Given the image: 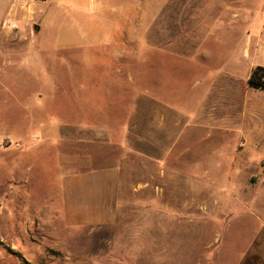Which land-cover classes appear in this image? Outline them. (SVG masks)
I'll return each instance as SVG.
<instances>
[{
	"label": "rangeland",
	"instance_id": "1",
	"mask_svg": "<svg viewBox=\"0 0 264 264\" xmlns=\"http://www.w3.org/2000/svg\"><path fill=\"white\" fill-rule=\"evenodd\" d=\"M126 1L111 0L114 6ZM128 1L135 2L140 23L144 2L165 7L161 18L157 7L151 9L147 50L136 41L127 58L104 55L113 47H101L100 37L113 30L97 22L91 30L83 6L75 12L64 5L69 18L63 25L37 36L49 34L55 45L64 30L81 37L87 28L90 40L77 52L9 56L29 51L30 32L19 30L18 38L11 25L4 31L0 212L6 205L3 229L16 228L18 216L24 218L19 224L29 226L2 230L0 251L15 256L20 247L28 264H264V92L250 95L248 85L252 70L264 66V0ZM78 53L85 59H74ZM225 60L239 96L232 97L234 111L226 103L210 112L211 101L223 102L213 86L222 80L218 71ZM110 66L127 71L117 74ZM246 99L263 107H248L243 115ZM68 118L86 120L80 124L88 128L87 144L80 147L93 164L110 158L122 163L113 223L67 231L59 197L66 151L60 134L51 133L44 143V128L49 120ZM94 128L106 136L92 135ZM122 129L129 137L117 136ZM144 131L150 144L143 142ZM7 139L12 146L4 151ZM103 140L123 142L124 148ZM73 147L68 149H78ZM34 214L36 222L27 223ZM42 222L56 233L45 231Z\"/></svg>",
	"mask_w": 264,
	"mask_h": 264
},
{
	"label": "crops",
	"instance_id": "2",
	"mask_svg": "<svg viewBox=\"0 0 264 264\" xmlns=\"http://www.w3.org/2000/svg\"><path fill=\"white\" fill-rule=\"evenodd\" d=\"M64 5H69V10H74L75 12L83 6L87 18L91 21L88 26L91 30L95 27L94 23L96 22L105 27L112 28L113 33L102 35L100 37L101 41H99L101 47H113L109 53L105 52L104 54L105 56H108L109 54L111 60L129 57L131 55L130 50L133 49L135 42L139 40L142 41L143 47L146 49L145 39L147 36V29L149 28L147 26H150L152 23L151 9L157 7L159 17L161 18L162 9L165 7V3H162L161 1L157 4L150 1L144 2L142 7L143 17L142 22L140 23L135 20V2L128 0L123 5L119 6H114L111 0H37L33 2H26V0H0V39L7 41L5 37L7 34H5L4 31L7 26L10 25L13 28H16L14 35L18 36V38L19 35L17 31L24 30L26 32L29 30L30 32V40L27 44L29 51L26 54H21L14 50V52L9 53L11 54L9 56L21 58L27 54H35L36 50H39L44 54L52 55H58V53L63 51L72 53L77 52L76 50L79 49L82 43L88 42L91 36L87 28L85 32L82 33L81 37L64 30V32L57 37L56 41L58 42H56L55 45L52 44L53 39H51V35L49 34H45L40 40L37 39V36L40 35L44 29L50 28L54 24L61 26L66 19L69 18V15L67 16L65 14ZM174 6L171 7V11L176 15V4ZM36 27H38V31H35ZM160 32V34L163 32L161 31V28ZM16 41L17 40L15 39V42ZM163 51L164 50L160 47V52L163 53ZM3 55L4 53L0 51V57ZM224 55H227V53ZM73 58H77L76 60L78 61L85 59L80 53L73 56ZM224 62L226 66L218 71V74H220L218 76L222 78V80L215 83L213 86V92L217 90V94H219L218 97H221L223 102L221 104H216L214 101H211L213 104L210 102V112L218 111L220 110L219 108L225 109L227 107L226 103L230 104V107L228 108L229 111H234L231 103L232 97L236 98L239 96L237 88L232 85L233 83L236 84V81L234 80L236 77L232 74L233 72L230 69L231 64L228 60H225ZM110 68L117 74L122 73L120 72V69L127 71V67L124 68L123 66H110ZM263 92L264 90L254 89L249 86L250 95ZM116 101V99L113 101L108 100L106 103L111 106L115 104ZM248 107L261 109L263 104L257 102L251 103L246 99L242 111L243 115L246 113ZM209 119L211 125L216 121L214 118ZM227 121L230 124L232 123V119ZM80 122H86V120L78 121L70 118H68V120L60 119L59 121L49 120L46 129L44 128V143L50 142V139L52 138L50 135L51 133H57L58 136H62L61 141L63 143L64 151H66V156H64L65 158L62 163V167L65 170V176L62 178L63 184L59 197L63 202L61 214L67 227V231H80L115 222L119 215L118 206L120 200V186L124 184V173L122 172L123 166L119 160H116L115 163L113 158H110V163H108L109 160H107V162L105 161L101 164L95 165L86 155L84 149L80 147L81 145L87 144V140L84 136L87 135L86 131L88 130L86 127L82 128ZM243 122L245 123V119H243ZM93 131L95 134L92 135L98 137L106 136V132H104L106 130H103L102 128H94ZM113 131L114 130H112V132ZM121 131L122 132L119 130V132L116 133L118 137H129V130L122 129ZM143 142H146L147 144L151 143L150 133H147L146 131L143 132ZM6 143L7 145L4 148H1L4 151L12 146V142L8 139L6 140ZM100 143L112 147H119L122 143L121 147L124 148V143L120 141L114 142L113 140H103L100 141ZM48 146L50 145H47L44 151L46 153L49 152ZM70 146L77 147L78 149H73V151H71L68 149ZM175 146L176 144L171 145L168 150L174 152ZM19 148L21 150L20 152L25 150L23 145ZM4 184L7 183L4 182ZM8 197L10 198L11 196L6 195V201ZM5 213L6 205L5 209L0 212V232H2V230H5L6 232H17L18 227L24 228V226H29V224H19L24 218L18 216V226H16V228L3 229L2 217ZM36 217H38L36 214L30 215V217L25 220L27 223H31L33 220L36 222ZM42 225L45 227V231L50 232L52 235L56 233L55 229L52 227L48 228L46 223L44 224L42 222ZM16 248L17 252L15 256L7 255L0 251V264H28V257L26 255L21 256L23 250L20 247Z\"/></svg>",
	"mask_w": 264,
	"mask_h": 264
},
{
	"label": "trees",
	"instance_id": "3",
	"mask_svg": "<svg viewBox=\"0 0 264 264\" xmlns=\"http://www.w3.org/2000/svg\"><path fill=\"white\" fill-rule=\"evenodd\" d=\"M248 85L254 89L264 90V67L258 66L253 70Z\"/></svg>",
	"mask_w": 264,
	"mask_h": 264
},
{
	"label": "built area",
	"instance_id": "4",
	"mask_svg": "<svg viewBox=\"0 0 264 264\" xmlns=\"http://www.w3.org/2000/svg\"><path fill=\"white\" fill-rule=\"evenodd\" d=\"M33 1H37V0H26V2H33Z\"/></svg>",
	"mask_w": 264,
	"mask_h": 264
},
{
	"label": "water",
	"instance_id": "5",
	"mask_svg": "<svg viewBox=\"0 0 264 264\" xmlns=\"http://www.w3.org/2000/svg\"><path fill=\"white\" fill-rule=\"evenodd\" d=\"M38 30H39L38 27H36V28H35V31H38Z\"/></svg>",
	"mask_w": 264,
	"mask_h": 264
}]
</instances>
